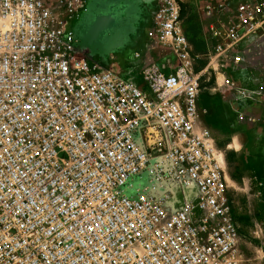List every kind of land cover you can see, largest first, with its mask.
<instances>
[{
    "label": "built area",
    "instance_id": "2783aa9c",
    "mask_svg": "<svg viewBox=\"0 0 264 264\" xmlns=\"http://www.w3.org/2000/svg\"><path fill=\"white\" fill-rule=\"evenodd\" d=\"M226 1L211 55L238 66L264 0ZM152 2L176 62L142 84L82 54L87 0H0V264H251L183 2Z\"/></svg>",
    "mask_w": 264,
    "mask_h": 264
},
{
    "label": "rangeland",
    "instance_id": "374dc122",
    "mask_svg": "<svg viewBox=\"0 0 264 264\" xmlns=\"http://www.w3.org/2000/svg\"><path fill=\"white\" fill-rule=\"evenodd\" d=\"M218 0H182L183 20L196 52V68L205 69L201 101L204 123L226 159V176L240 247L251 264H264V36L242 46L243 61L226 65L211 54V27L232 18L229 1L213 17L208 5ZM152 0H87L81 25L82 54L138 83L150 71L163 72L176 55L171 47L148 38ZM211 56V57H210ZM171 65V64H170ZM234 76V86L226 83Z\"/></svg>",
    "mask_w": 264,
    "mask_h": 264
},
{
    "label": "crops",
    "instance_id": "0c3cea01",
    "mask_svg": "<svg viewBox=\"0 0 264 264\" xmlns=\"http://www.w3.org/2000/svg\"><path fill=\"white\" fill-rule=\"evenodd\" d=\"M186 27V26H185Z\"/></svg>",
    "mask_w": 264,
    "mask_h": 264
}]
</instances>
